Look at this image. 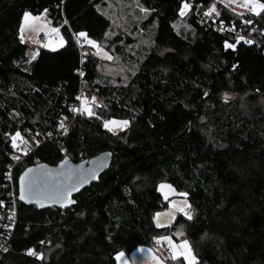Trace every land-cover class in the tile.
<instances>
[{"label": "trees", "instance_id": "obj_1", "mask_svg": "<svg viewBox=\"0 0 264 264\" xmlns=\"http://www.w3.org/2000/svg\"><path fill=\"white\" fill-rule=\"evenodd\" d=\"M214 1L140 0L153 45L130 84L119 85L80 42L85 36L124 63L135 60L134 39L109 33L107 0H0V264H117L119 251L138 246L159 253L154 243L166 236L189 241L193 264H264V9L222 7L218 21L255 40L246 43L199 23L194 6ZM25 12L45 13L65 46L34 57L20 36ZM88 95L103 108L76 114ZM106 118L129 124L112 133ZM15 135L30 139L22 158ZM104 151L113 153L109 169L72 208L18 201L27 167ZM161 183L188 203V214L165 227L156 222L170 203Z\"/></svg>", "mask_w": 264, "mask_h": 264}, {"label": "rangeland", "instance_id": "obj_2", "mask_svg": "<svg viewBox=\"0 0 264 264\" xmlns=\"http://www.w3.org/2000/svg\"><path fill=\"white\" fill-rule=\"evenodd\" d=\"M107 2L108 5L104 10L110 15L112 20V29L109 33L111 35L121 33L134 39L136 43L133 52L135 60H132L129 63H124V60L115 56L106 44L86 39L85 36H81L80 42L86 46L85 49L88 52H92L98 58L99 70L103 74L111 77V82L113 84L128 85L137 71L139 62L144 56H146V52H148L153 45L151 27L143 26L142 22L146 18L147 12L143 11L141 8L140 0H107ZM222 7L242 15L248 13L258 15L264 9V4L259 0H215L207 7L208 9H206L211 17L221 19ZM189 9L190 5L184 3L181 9V16L186 15L189 12ZM182 23L184 24V22ZM181 25L182 24L180 23L177 27H180ZM243 35L249 37V34L247 33H244ZM20 36L23 42L34 47V57L37 54V50L40 48L57 50L65 46L67 43L66 37L61 31V28L52 24L46 17L45 13L42 15H36L31 12H25L20 27ZM41 37H44L43 41L41 40ZM225 97L229 98L230 96L226 95ZM80 99L82 101L80 112L82 111L86 114H99L98 110L103 108V104L99 98L93 97L92 95L85 97L81 96ZM245 107L247 109L249 108V104L246 101ZM103 124L110 132L117 133L125 130L129 123L127 120L106 118L103 120ZM12 140L14 146L17 148V154L22 158V154L25 152V148L22 146L25 143L30 144V139L15 135ZM159 190L164 197L169 199L170 203H172L171 205L169 203V210L179 209L177 215L178 213L188 214L187 200L181 195H178V192L171 184L161 183L159 185ZM169 237L170 236H166L156 240L157 243H165L164 247H160L154 243V246L159 250V253L152 247L138 246L130 253L119 251L116 254V263L170 264L171 259L177 260L182 258L187 264H193L197 260V257L187 239L170 240Z\"/></svg>", "mask_w": 264, "mask_h": 264}, {"label": "water", "instance_id": "obj_3", "mask_svg": "<svg viewBox=\"0 0 264 264\" xmlns=\"http://www.w3.org/2000/svg\"><path fill=\"white\" fill-rule=\"evenodd\" d=\"M113 153L104 151L79 162L65 157L56 165L38 163L24 169L18 177V201L39 210L69 209L74 196L97 182L109 169Z\"/></svg>", "mask_w": 264, "mask_h": 264}, {"label": "built area", "instance_id": "obj_4", "mask_svg": "<svg viewBox=\"0 0 264 264\" xmlns=\"http://www.w3.org/2000/svg\"><path fill=\"white\" fill-rule=\"evenodd\" d=\"M190 7L194 6V4L192 2L189 3ZM208 9V8H207ZM206 8L200 6V5H197V6H194V10H195V13L198 17V20H199V23L201 25H211L213 26L214 28H216L217 30H220L221 32H230L232 34L235 35V38L237 39H242L244 42L246 43H249V42H253L254 39H252L250 37V35H248L249 37H246L245 35H243V33L237 29H235L234 27H230V26H227L226 24H224L223 22L221 21H218L217 18H213L209 15L208 11H207ZM246 38V39H244ZM41 40L43 41L44 40V37H41ZM81 100L80 102H77L74 106H73V111L78 114L80 112V106H81ZM169 239L171 240L172 237L170 236ZM157 245H159L160 247H164L165 243H157V241L155 242Z\"/></svg>", "mask_w": 264, "mask_h": 264}, {"label": "crops", "instance_id": "obj_5", "mask_svg": "<svg viewBox=\"0 0 264 264\" xmlns=\"http://www.w3.org/2000/svg\"><path fill=\"white\" fill-rule=\"evenodd\" d=\"M175 201H177V200H175ZM171 204L172 203H170V205ZM178 211H179V209L178 210L177 209H175V210L174 209H170V210L168 209V210H165V211L158 212L156 214V222H157V224L160 227L169 226L175 220V217L177 216V212ZM171 240H173V238Z\"/></svg>", "mask_w": 264, "mask_h": 264}, {"label": "bare ground", "instance_id": "obj_6", "mask_svg": "<svg viewBox=\"0 0 264 264\" xmlns=\"http://www.w3.org/2000/svg\"><path fill=\"white\" fill-rule=\"evenodd\" d=\"M80 109H81V106H80Z\"/></svg>", "mask_w": 264, "mask_h": 264}]
</instances>
